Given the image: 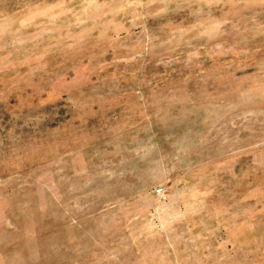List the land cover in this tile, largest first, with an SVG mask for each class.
<instances>
[{"label":"rangeland","instance_id":"obj_1","mask_svg":"<svg viewBox=\"0 0 264 264\" xmlns=\"http://www.w3.org/2000/svg\"><path fill=\"white\" fill-rule=\"evenodd\" d=\"M0 264H264V0H0Z\"/></svg>","mask_w":264,"mask_h":264},{"label":"built area","instance_id":"obj_2","mask_svg":"<svg viewBox=\"0 0 264 264\" xmlns=\"http://www.w3.org/2000/svg\"><path fill=\"white\" fill-rule=\"evenodd\" d=\"M157 194L162 198L164 199V194L161 190H157Z\"/></svg>","mask_w":264,"mask_h":264}]
</instances>
